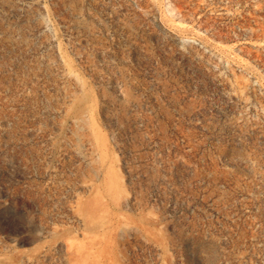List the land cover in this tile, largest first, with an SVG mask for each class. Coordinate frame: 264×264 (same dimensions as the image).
I'll use <instances>...</instances> for the list:
<instances>
[{"label":"rangeland","instance_id":"1","mask_svg":"<svg viewBox=\"0 0 264 264\" xmlns=\"http://www.w3.org/2000/svg\"><path fill=\"white\" fill-rule=\"evenodd\" d=\"M0 264H264V0H0Z\"/></svg>","mask_w":264,"mask_h":264},{"label":"bare ground","instance_id":"2","mask_svg":"<svg viewBox=\"0 0 264 264\" xmlns=\"http://www.w3.org/2000/svg\"><path fill=\"white\" fill-rule=\"evenodd\" d=\"M80 242V241H79Z\"/></svg>","mask_w":264,"mask_h":264}]
</instances>
